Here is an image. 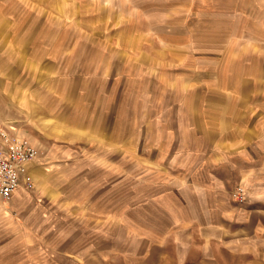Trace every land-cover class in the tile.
Returning <instances> with one entry per match:
<instances>
[{
    "label": "rangeland",
    "instance_id": "rangeland-1",
    "mask_svg": "<svg viewBox=\"0 0 264 264\" xmlns=\"http://www.w3.org/2000/svg\"><path fill=\"white\" fill-rule=\"evenodd\" d=\"M257 2L0 0V47L11 32L9 42L28 50L13 64L32 69L45 47L94 51L92 72L63 71L56 81L64 89L59 111L77 119L72 127L47 125L43 110L24 116L53 135H32L50 170L43 164L39 197L11 210L19 231L0 229V264H264V8ZM18 69L14 82L22 84L29 76ZM13 113L17 124L19 105ZM101 117L109 136L91 127ZM99 160L108 161L109 181L88 189L85 177ZM183 161L196 167L176 181L189 192L175 200L165 183ZM213 163L221 166L208 182L204 166ZM203 195L215 197L211 207Z\"/></svg>",
    "mask_w": 264,
    "mask_h": 264
},
{
    "label": "crops",
    "instance_id": "crops-1",
    "mask_svg": "<svg viewBox=\"0 0 264 264\" xmlns=\"http://www.w3.org/2000/svg\"><path fill=\"white\" fill-rule=\"evenodd\" d=\"M243 2V1H242ZM240 6H245L246 3H242ZM237 4V3H236ZM257 5L259 8H264V2L262 0H258ZM7 37H5L6 42H4V45L1 44L0 47V92H2V98L3 100L0 101V125L3 127L9 129L11 132L19 133L20 135L27 136L31 142L36 145L39 150L40 154L39 156L33 161L28 163V170L32 174L34 179V186L32 188H27L25 186H20L13 194L12 198L9 201H4L3 199H0V229H4L5 227L13 230V231H19L18 228V221L15 219L13 214L11 213L12 209H20L22 205L25 203V201H28L30 197H34L38 195V191L40 184H42V178H44L45 174H40L43 164V170L49 171V163L47 165V162L44 161V155H43V148L42 144L40 145L37 142L36 136H50L51 134L44 130V133H42V129L39 127L38 124L34 123V120L31 119L30 115L27 117H24L28 111L33 110L37 111L40 114V111L43 110L48 114L47 125H61V122H65L66 126L72 127L74 125L73 121H76L75 117H71V109H68L69 113L66 115H62L61 111H59V107L57 106V103L61 100L63 96L64 89L58 88L56 86V81L61 76V73L63 71H68L71 73L70 78H73L72 73H77L75 71L82 70L92 72L94 69V65L90 62V56L93 53L88 52H94L90 51L89 49H80L77 48L73 49H66V48H52V47H45L44 50H40L43 53L39 54L38 57L34 58V67L32 69L30 68L29 63H22L20 66L13 64V58L18 53L17 51L20 50L22 52V55L24 56V52L28 51L26 45L23 43L20 45V49L18 47H14L13 43L9 42L11 39H13L14 34L13 33H7L5 34ZM8 35L10 38H8ZM59 50V51H55ZM55 51V52H54ZM80 56L82 58L78 59L77 57ZM75 57V58H73ZM69 59L70 64L69 68H66V61ZM64 65V66H63ZM15 66L20 67L18 69L19 72H26L28 73V78L26 81H23L22 84H19L18 82H14V68ZM37 70V71H36ZM31 72L36 73V81L31 84ZM24 75L20 77L21 80H23ZM72 89L67 90L66 95H71ZM13 105H19V109H21V118L15 120L13 118H16L19 116V114L13 113ZM75 108V107H73ZM73 116V115H72ZM12 117V118H10ZM39 117V116H38ZM61 117L64 118L63 121H61ZM82 117V116H81ZM21 119V120H20ZM79 119V118H78ZM101 119V122L99 120ZM79 124H82V127H85L87 124L84 123V121L78 122ZM100 124V125H99ZM26 127V128H25ZM29 127H33L34 130H30ZM94 131H96V135L98 136H105L110 135L109 130V122H105L104 118H98L97 123H93L91 126ZM198 131H203V129H199ZM35 137H33V136ZM53 136V135H51ZM218 140V139H217ZM42 143V142H41ZM229 145L228 143L225 144V146ZM236 148V147H235ZM230 149V148H229ZM237 150V148L235 149ZM233 150V151H235ZM191 152L195 153V150H192ZM199 156L203 155V153H199ZM173 158V157H172ZM171 160V158H170ZM107 160H99L94 165L92 164L89 168H96V170H93L92 172L94 175H86L84 184L87 186L88 189L93 188L94 185L104 184L109 181V165H107V162H104ZM194 161V160H193ZM191 161H183L184 169L183 171L174 170L176 172L171 171V175L173 178L172 183L166 182L167 187L164 188L166 190H170L173 194V197L176 199H181L187 192L186 189L180 186L179 183L176 181L179 180L180 175L184 172H187L190 168H195L196 163ZM168 162V161H167ZM173 161L171 160V166H168L172 169H177L175 165L173 166ZM200 164V163H199ZM221 166V163L217 164H207L205 167V173L207 175L208 182L214 181V178L216 176L215 168ZM39 167L41 169H39ZM180 168V167H178ZM88 169V166H87ZM42 170V171H43ZM90 172V173H92ZM205 173L203 172V175L205 176ZM40 174V175H38ZM100 177V178H99ZM184 179V174L182 175ZM38 178V179H37ZM213 184V182L211 183ZM37 185V186H36ZM149 191L154 192L158 190V182L152 181L149 183ZM152 196V195H151ZM155 197V194H153ZM204 198V199H203ZM203 198H201V203L205 205V207H211L215 201V197H209L203 195ZM196 203L199 205V201L197 199ZM192 205H194L193 202H191ZM201 206V205H200ZM175 211L173 213V216L177 214L176 210L177 208H174ZM22 226V225H20ZM23 228V227H22Z\"/></svg>",
    "mask_w": 264,
    "mask_h": 264
},
{
    "label": "built area",
    "instance_id": "built-area-1",
    "mask_svg": "<svg viewBox=\"0 0 264 264\" xmlns=\"http://www.w3.org/2000/svg\"><path fill=\"white\" fill-rule=\"evenodd\" d=\"M31 141L0 125V199L4 201H9L21 185L34 186L28 163L39 156L40 150ZM241 191L240 187L236 194Z\"/></svg>",
    "mask_w": 264,
    "mask_h": 264
}]
</instances>
